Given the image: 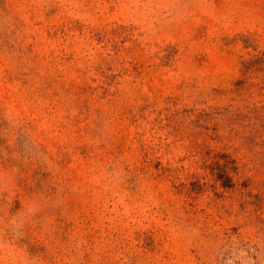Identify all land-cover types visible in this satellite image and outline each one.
<instances>
[{
  "label": "rangeland",
  "instance_id": "rangeland-1",
  "mask_svg": "<svg viewBox=\"0 0 264 264\" xmlns=\"http://www.w3.org/2000/svg\"><path fill=\"white\" fill-rule=\"evenodd\" d=\"M0 264H264V0H0Z\"/></svg>",
  "mask_w": 264,
  "mask_h": 264
},
{
  "label": "trees",
  "instance_id": "trees-1",
  "mask_svg": "<svg viewBox=\"0 0 264 264\" xmlns=\"http://www.w3.org/2000/svg\"><path fill=\"white\" fill-rule=\"evenodd\" d=\"M220 178H221L222 180L226 181V182H232L229 173H224V174H222Z\"/></svg>",
  "mask_w": 264,
  "mask_h": 264
}]
</instances>
